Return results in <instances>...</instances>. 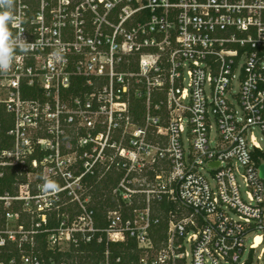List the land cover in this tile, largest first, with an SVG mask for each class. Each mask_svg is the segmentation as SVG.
I'll return each instance as SVG.
<instances>
[{
    "label": "built area",
    "instance_id": "1",
    "mask_svg": "<svg viewBox=\"0 0 264 264\" xmlns=\"http://www.w3.org/2000/svg\"><path fill=\"white\" fill-rule=\"evenodd\" d=\"M11 3L0 178L26 183L0 198V264H74L94 243L98 264H264V0ZM77 77L92 91L70 95ZM98 161L123 174L104 227L79 198ZM45 180L62 183L44 194ZM129 242L127 259L110 250Z\"/></svg>",
    "mask_w": 264,
    "mask_h": 264
},
{
    "label": "trees",
    "instance_id": "2",
    "mask_svg": "<svg viewBox=\"0 0 264 264\" xmlns=\"http://www.w3.org/2000/svg\"><path fill=\"white\" fill-rule=\"evenodd\" d=\"M92 89L86 85L85 79L81 77H77L74 79L70 95L78 96L87 92H91ZM132 117L135 122L142 123L143 114H144V106L141 102H134L131 107ZM11 119L8 116H3L0 118V155L3 151L9 150L12 148V144L10 138L7 135L9 128L11 127ZM92 147L87 146L84 149H81L80 155L86 151H91ZM80 157V156H79ZM95 159V158H94ZM94 159L90 160V162H94ZM85 161V159H83ZM83 161H80L81 172L84 171ZM104 168L101 163L98 161L95 163L93 167V172L88 173L83 178L84 189H86L91 196V202L93 205V210L95 211L96 220L100 227H104V214L107 210L117 209L118 198L113 195V190L120 183L123 174L122 172L114 170L113 172H107L104 175ZM26 183V179L19 176L17 171L13 169H8L5 172L4 177L0 178V198L4 197L6 194L14 195L20 185ZM67 211L71 215H76L77 211L73 210L70 206L67 208ZM105 211V212H104ZM4 215V202L0 201V216ZM56 225V218H52L51 226ZM134 244L129 242L128 244L119 243V244H110V250L114 254L115 257L122 256L124 259L131 254V248ZM105 251V244L96 245L95 243L90 245L86 254H79L78 257L81 259L80 261H85V263L81 264H98L103 257ZM9 255L4 251V249H0V262L2 260H8Z\"/></svg>",
    "mask_w": 264,
    "mask_h": 264
},
{
    "label": "clouds",
    "instance_id": "3",
    "mask_svg": "<svg viewBox=\"0 0 264 264\" xmlns=\"http://www.w3.org/2000/svg\"><path fill=\"white\" fill-rule=\"evenodd\" d=\"M11 0H0V72H6L14 58L15 42L12 40L8 31L9 23L18 19L9 14L11 9ZM22 37H18L17 40H21ZM56 56H60V52L56 53ZM40 190L44 194L57 192V185L51 180H45L40 186Z\"/></svg>",
    "mask_w": 264,
    "mask_h": 264
},
{
    "label": "rangeland",
    "instance_id": "4",
    "mask_svg": "<svg viewBox=\"0 0 264 264\" xmlns=\"http://www.w3.org/2000/svg\"><path fill=\"white\" fill-rule=\"evenodd\" d=\"M239 90H240V86H239V84L236 82L235 84H234V93H238L239 92ZM71 130V129H70ZM73 136H70V140L71 139H73L72 138ZM74 150H75V148H74ZM67 151V150H66ZM114 152L115 153H113V156L114 157H116L117 156V150H114ZM77 154H71V157H72V162H73V171L74 172H78L79 171V168H80V165H79V163L77 162L78 160H80V159H78L77 157ZM75 162H77V163H75ZM101 165H102V167L104 168V163H101ZM40 182V180L38 179V177L36 176V175H33V176H31V180L29 181V184L31 185L30 187H31V189L32 190H35L36 189V186H37V184ZM55 183H56V185L57 186H59V184H61L62 183V181L61 180H56L55 181ZM146 183V179L145 180H135L134 181V186L135 187H138V186H140V184H145ZM75 185H73V188L75 189V187H74ZM18 192H20V190L18 191ZM18 192H16L15 194H17V195H20V193H18ZM79 198H81L82 200H85V202L87 203V207H90V208H92L93 207V205H92V202H91V196L89 195V193H88V191L86 190V189H84V192H80L79 193ZM66 198L64 197V196H62V200H65ZM68 205H71V206H73V203L72 202H68ZM13 206L15 207V210L16 211H19V212H21L22 213V215H25V213H23V209H22V204L20 203V201H16L14 204H13ZM118 206H119V204L117 205V208H118ZM74 209H75V207H73ZM93 209V208H92ZM108 211V210H107ZM106 211V212H107ZM105 212V211H104ZM105 212V213H106ZM64 218V220H67L68 219V215H66L65 214V217H63ZM3 222V216L1 215L0 216V224ZM81 259L78 257V255L76 256V257H74L73 259H72V261H73V263L74 264H81V263H85V261H80Z\"/></svg>",
    "mask_w": 264,
    "mask_h": 264
},
{
    "label": "water",
    "instance_id": "5",
    "mask_svg": "<svg viewBox=\"0 0 264 264\" xmlns=\"http://www.w3.org/2000/svg\"><path fill=\"white\" fill-rule=\"evenodd\" d=\"M261 176L264 178V166L261 167Z\"/></svg>",
    "mask_w": 264,
    "mask_h": 264
},
{
    "label": "bare ground",
    "instance_id": "6",
    "mask_svg": "<svg viewBox=\"0 0 264 264\" xmlns=\"http://www.w3.org/2000/svg\"><path fill=\"white\" fill-rule=\"evenodd\" d=\"M259 241H260V239H259Z\"/></svg>",
    "mask_w": 264,
    "mask_h": 264
}]
</instances>
